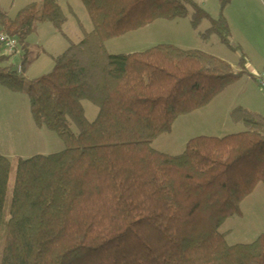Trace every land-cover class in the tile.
I'll return each mask as SVG.
<instances>
[{"label":"trees","instance_id":"1","mask_svg":"<svg viewBox=\"0 0 264 264\" xmlns=\"http://www.w3.org/2000/svg\"><path fill=\"white\" fill-rule=\"evenodd\" d=\"M81 2L93 31L80 25L79 44L66 37L68 19L55 0L14 19L0 11V30L18 42L22 65L14 71L0 46V87L26 95L36 128L66 146L18 160L12 191L11 163L0 155V264H264V235L232 246L221 232L264 186V117L237 107L229 119L245 132L193 139L176 157L153 149L179 119L208 108L245 73L172 45L131 55L106 48L157 21L188 19L196 32L211 23L201 40L217 35L234 50L224 18L233 0H220L218 20L193 0ZM47 23L69 48L50 74L29 81L24 72L41 52L28 40ZM83 102L98 109L94 122Z\"/></svg>","mask_w":264,"mask_h":264},{"label":"rangeland","instance_id":"2","mask_svg":"<svg viewBox=\"0 0 264 264\" xmlns=\"http://www.w3.org/2000/svg\"><path fill=\"white\" fill-rule=\"evenodd\" d=\"M44 1L0 0L2 8L0 11L14 19L26 7ZM55 1L68 19L64 27L66 37L73 44H79L83 40L80 25L88 33L93 31L85 6L81 0ZM193 1L213 20L219 19L220 0ZM224 18L230 29V41L234 50L223 45L217 35L210 36L205 41L201 40L200 34H204L211 27V23L203 22L196 32L188 19L174 22L157 21L143 30L108 42L106 48L112 55H131L147 52L159 45H172L183 51H200L231 65L240 62L243 57L242 50L245 49L249 54L262 53L264 59V0H233L224 11ZM69 40L57 34L52 24L40 25L29 38L28 43L33 49L41 52V57L37 64L26 69L28 70L24 74L26 79L32 81L50 74L54 69L55 59L68 50ZM253 60V63L257 61L254 58ZM18 67L19 62H16L13 66L14 71H17ZM243 81L242 84L238 83L235 87L229 88L208 108L179 119L173 127L172 134L157 140L153 149L161 154L176 157L185 152L188 142L193 139L199 137L222 139L245 132L242 125H234L230 121L229 112L237 107L260 109L262 105L264 107V103L259 100L254 84H249L247 87ZM19 96L21 102L22 97L26 98V112L20 105V110L15 108L12 115L0 123V154L8 159L12 167L10 191L15 183L18 160H28L41 155L49 156L66 149L64 142L56 134L36 128L29 110L28 98L24 94ZM260 101L262 104L259 103ZM83 109L87 119L94 122L98 109L88 102H83ZM74 131L77 133L75 129ZM256 190L253 196L242 204L241 216H235L221 229L223 234L229 233L228 243L232 246L252 244L260 234H264V186ZM255 193L257 194L254 195Z\"/></svg>","mask_w":264,"mask_h":264},{"label":"crops","instance_id":"3","mask_svg":"<svg viewBox=\"0 0 264 264\" xmlns=\"http://www.w3.org/2000/svg\"><path fill=\"white\" fill-rule=\"evenodd\" d=\"M246 6H251V5L246 4ZM0 9H2V8L0 7ZM9 18H11V17H9ZM11 19H13V18H11ZM245 41L248 44V41L247 40H245ZM28 45L31 48H33L30 45V43H28ZM238 45L240 47V44H238ZM34 47H38V46H34ZM248 48H250V47H248ZM242 53H243V57H241V58H243L244 61H245L243 63V67L239 66L240 62L238 64H235V65L234 64L231 65L230 63L229 64L234 68V70H236V72H240L241 71L240 69H242V71L245 73V76L242 79V81L245 80V82L244 81L243 82H244V84L247 85V87H248L249 84H254V86L256 87V90L258 92V96L260 98L259 100H261L264 103V95H263L262 90L260 89L257 81L255 80L256 76L261 75L262 73H264V59H263V56H262L263 54L262 53L249 54V52H247V50H245V49L242 50ZM2 55H5L4 50L2 51ZM253 58L257 60L255 62L257 64L253 63V61H254ZM39 59L36 62H34L33 64H35V63L37 64ZM33 64H32V66H33ZM27 71L28 70H26V72ZM26 72H24V73H26ZM241 82H239V84H242ZM233 87H235V86H233ZM223 94H222V96H223ZM20 98L21 97L19 95L12 94V93L8 92L7 90H5V89L0 87V123H3L4 119H7L8 117H10L12 115V113L14 112L15 108L20 110V105L23 106V109L26 112V108H27L26 98L22 97L23 98L22 99L23 103L21 102ZM250 101H252V99ZM261 101L259 102L260 104H262ZM259 106L260 105H258V107ZM245 109H248V110H250L252 112L258 113V114H260V115H262L264 117V107H263V105H262V107L260 109L259 108H257V109L256 108H254V109L245 108ZM229 111H231V110H229ZM260 187H262V185H260L258 188H260ZM256 194L257 193H255L254 195H256ZM260 235H262V234H260Z\"/></svg>","mask_w":264,"mask_h":264},{"label":"built area","instance_id":"4","mask_svg":"<svg viewBox=\"0 0 264 264\" xmlns=\"http://www.w3.org/2000/svg\"><path fill=\"white\" fill-rule=\"evenodd\" d=\"M0 46L4 49L5 54L13 59L14 65L16 62L20 61L21 53L19 51L18 42L15 39L3 34L1 30H0ZM21 71H22V65L21 63H19L18 72ZM255 80L257 81L264 95V73L256 76Z\"/></svg>","mask_w":264,"mask_h":264}]
</instances>
